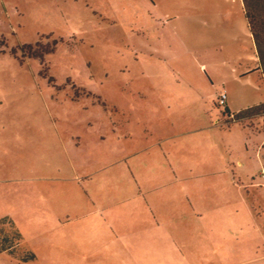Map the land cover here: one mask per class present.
<instances>
[{
    "label": "rangeland",
    "instance_id": "1",
    "mask_svg": "<svg viewBox=\"0 0 264 264\" xmlns=\"http://www.w3.org/2000/svg\"><path fill=\"white\" fill-rule=\"evenodd\" d=\"M255 52L241 0H0V264H264Z\"/></svg>",
    "mask_w": 264,
    "mask_h": 264
},
{
    "label": "trees",
    "instance_id": "2",
    "mask_svg": "<svg viewBox=\"0 0 264 264\" xmlns=\"http://www.w3.org/2000/svg\"><path fill=\"white\" fill-rule=\"evenodd\" d=\"M243 15L251 34L258 60L257 73L264 83V0H241ZM261 105L242 111L237 117L254 115ZM227 114L229 109L226 108Z\"/></svg>",
    "mask_w": 264,
    "mask_h": 264
}]
</instances>
